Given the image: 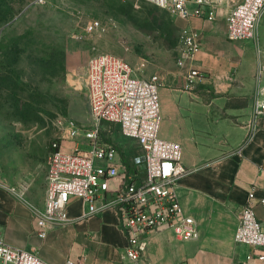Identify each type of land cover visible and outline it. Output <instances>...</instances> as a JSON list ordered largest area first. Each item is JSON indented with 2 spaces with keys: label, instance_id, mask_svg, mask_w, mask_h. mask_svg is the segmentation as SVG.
I'll return each mask as SVG.
<instances>
[{
  "label": "built area",
  "instance_id": "obj_1",
  "mask_svg": "<svg viewBox=\"0 0 264 264\" xmlns=\"http://www.w3.org/2000/svg\"><path fill=\"white\" fill-rule=\"evenodd\" d=\"M48 0H34L44 5ZM127 1V0H120ZM188 22L202 18L213 22L215 10L226 0H139ZM264 16V0H238L226 13L227 38L231 42L251 41L256 45L259 74L264 73V48L259 27ZM101 29L99 21L88 24V33ZM190 26L182 28L183 64L193 60L201 45ZM193 69L190 77L198 76ZM87 89L91 111L90 127H81L68 118L60 122L62 139L75 142L71 152L62 151V143L52 145L44 205L36 208L18 194L34 214L35 234L45 240L48 233L70 223L69 207L74 200L86 206L83 218L106 210L116 212L127 246L121 264H147L149 238L172 233L184 242L200 237L196 220L188 215L178 196L179 181L194 168L183 163V146L159 136L161 123L159 76L148 79L135 76L131 65L112 54H100L89 60ZM254 114L264 117V96L258 94ZM116 126L138 148L139 155L129 168L120 148L104 135V126ZM78 140L83 142L77 143ZM84 148L81 149L80 147ZM264 172V164L260 166ZM264 209V194L253 188L242 206L234 241L253 249L245 264H264V221L257 214ZM0 264H49L34 249L12 246L0 236ZM66 264H81L67 261Z\"/></svg>",
  "mask_w": 264,
  "mask_h": 264
},
{
  "label": "rangeland",
  "instance_id": "obj_2",
  "mask_svg": "<svg viewBox=\"0 0 264 264\" xmlns=\"http://www.w3.org/2000/svg\"><path fill=\"white\" fill-rule=\"evenodd\" d=\"M33 2L0 0V183L42 208L53 143L61 142L64 152L76 146L62 139L60 122L70 118L81 127L91 125L86 80L92 57L112 54L128 62L137 77L159 76V136L163 139V132L173 130L163 113L164 86L169 75L184 68L181 34L186 21L139 0ZM237 3L226 0L216 8V18ZM93 21H99L101 29L88 33ZM175 120L177 128H190L184 120ZM104 128L105 137L129 159L138 153L116 126ZM184 151L185 146L183 160ZM54 230L42 250L56 261L66 263L109 249L97 229L87 231L79 222ZM32 240L35 244L39 239L33 234ZM31 245L25 249L31 250Z\"/></svg>",
  "mask_w": 264,
  "mask_h": 264
},
{
  "label": "crops",
  "instance_id": "obj_3",
  "mask_svg": "<svg viewBox=\"0 0 264 264\" xmlns=\"http://www.w3.org/2000/svg\"><path fill=\"white\" fill-rule=\"evenodd\" d=\"M186 26L196 33L201 49L184 68L168 76L163 113L173 130L162 136L181 142L185 146V166L195 169L179 181L178 196L185 212L196 220L200 237L184 242L172 233L154 234L149 238L147 263L245 264L253 249L237 245L234 237L250 191L255 188L257 196L264 194V172L260 170L264 164V117L254 114L258 94L264 96V73L258 71L254 42L228 40L225 13L213 22L192 18L183 28ZM259 38L264 48V16ZM193 69L199 71L198 76L190 77ZM176 118L190 128H177ZM68 212L72 221L87 231L97 229L109 244L107 251L86 253L72 261L121 264L127 240L114 210L83 218L86 206L74 200ZM257 214L264 221L261 206H257ZM54 232L51 230L46 239ZM33 234V212L6 182L0 183L1 238L23 249L33 243L31 250L49 264H66L42 250L44 240L38 238L34 244Z\"/></svg>",
  "mask_w": 264,
  "mask_h": 264
},
{
  "label": "trees",
  "instance_id": "obj_4",
  "mask_svg": "<svg viewBox=\"0 0 264 264\" xmlns=\"http://www.w3.org/2000/svg\"><path fill=\"white\" fill-rule=\"evenodd\" d=\"M137 149H138V153L135 154V155H133V157H132L131 159H129V155L127 156V155L123 154V152H122L121 149H120L121 154H122L123 162H124L129 168L132 167V162H133L134 158H135L136 156L139 155V148L137 147Z\"/></svg>",
  "mask_w": 264,
  "mask_h": 264
}]
</instances>
